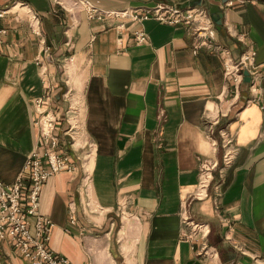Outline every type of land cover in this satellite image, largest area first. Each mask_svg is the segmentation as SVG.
I'll return each instance as SVG.
<instances>
[{
    "label": "crops",
    "instance_id": "0c3cea01",
    "mask_svg": "<svg viewBox=\"0 0 264 264\" xmlns=\"http://www.w3.org/2000/svg\"><path fill=\"white\" fill-rule=\"evenodd\" d=\"M65 1L0 0L1 8L29 5L42 30L37 36L14 12L0 18V180L14 183L29 155L45 149L36 100L50 82L43 105L60 116L57 151L76 165L42 185L41 213L55 223L48 248L72 264L264 262V69L258 98L247 102L248 81L235 95L224 68V49L236 60L249 48L263 67L264 0H89L104 10L216 6L212 47L197 53L185 25L100 20ZM216 116L214 149L205 120ZM224 126L237 156L216 171L210 197L191 200L200 159H222ZM186 201L190 216L210 226L208 253L203 240L185 236ZM0 262L29 264L7 240Z\"/></svg>",
    "mask_w": 264,
    "mask_h": 264
},
{
    "label": "built area",
    "instance_id": "2783aa9c",
    "mask_svg": "<svg viewBox=\"0 0 264 264\" xmlns=\"http://www.w3.org/2000/svg\"><path fill=\"white\" fill-rule=\"evenodd\" d=\"M54 2L60 5L67 3L65 0H54ZM69 3L72 8H80L86 11L90 18L100 20L113 17L133 21L153 19L170 25L182 24L190 28L191 34L196 37L193 47L195 53L203 46L212 47L210 44L211 33L215 22L210 11L203 6L181 9L175 5H156L124 10H104L96 7L89 0H69ZM14 8L17 9L13 11ZM19 9H21V12H19ZM12 12L17 17L21 15L25 17L31 31L37 36H42L41 18L34 9L24 2H17L10 7H0V18ZM136 40L139 43H145L147 41L146 32L144 30L137 31ZM47 49L48 47L45 50ZM224 53L227 56L224 63L225 75L232 79L235 85V95H239L241 86L245 82V72H247L249 76L247 85L251 93L247 102L255 101L258 98V82L261 71L264 69V65L262 67L256 63L257 51L249 48L236 60L229 57L225 49ZM43 80L50 81L46 73L43 74ZM48 87L49 91L36 100V107L39 111L37 126L45 149H36L29 155L23 171L17 176L14 183L6 184L0 180V241H9L29 264H72L69 259L56 255L48 248L55 223L51 218L43 215L40 210L43 183L54 174L76 170V165L72 162L70 156L57 151L59 140L56 135V124L60 116L52 108H46L43 105L44 101H50L52 98L51 82ZM219 124V116L206 117L205 125L207 126L208 137L214 149L218 146V141L214 135ZM218 132L220 135L219 144L223 149L222 159H200L197 188L191 195V200L201 201L210 197V189L216 171H219L222 175L224 169L229 167L236 158L238 149L234 135L227 126L219 128ZM182 218L183 223L190 228V232L186 233L185 236H194V238L203 240L201 251L208 253L206 239L211 232L209 224L196 221L190 216L187 201L183 206ZM71 223H76V218L73 215L71 216ZM32 228L34 231H32ZM225 239L231 241V238L227 235ZM0 264L8 263L0 262ZM259 264H264V262Z\"/></svg>",
    "mask_w": 264,
    "mask_h": 264
},
{
    "label": "water",
    "instance_id": "95a60500",
    "mask_svg": "<svg viewBox=\"0 0 264 264\" xmlns=\"http://www.w3.org/2000/svg\"><path fill=\"white\" fill-rule=\"evenodd\" d=\"M210 12L212 14L213 19L216 22L221 23V16L219 15L218 8L216 6H211L210 7ZM245 81H249V76H248L247 72H245Z\"/></svg>",
    "mask_w": 264,
    "mask_h": 264
},
{
    "label": "rangeland",
    "instance_id": "374dc122",
    "mask_svg": "<svg viewBox=\"0 0 264 264\" xmlns=\"http://www.w3.org/2000/svg\"><path fill=\"white\" fill-rule=\"evenodd\" d=\"M236 156H237V154H236ZM232 164H233V163H232ZM232 164H231V165H232ZM209 235H210V234H209Z\"/></svg>",
    "mask_w": 264,
    "mask_h": 264
}]
</instances>
